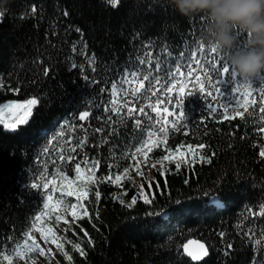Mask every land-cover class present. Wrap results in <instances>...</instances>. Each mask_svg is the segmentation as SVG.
<instances>
[{
  "label": "trees",
  "instance_id": "16d2710c",
  "mask_svg": "<svg viewBox=\"0 0 264 264\" xmlns=\"http://www.w3.org/2000/svg\"><path fill=\"white\" fill-rule=\"evenodd\" d=\"M209 23L205 14L180 15L171 0H119L115 7L106 0H0V105L38 99L26 124L13 131L0 124V258L21 246L33 229L30 226L36 225L35 216L42 212L47 194L44 183L61 182L65 177L75 181L76 163L82 170L99 160L97 183L82 181L83 205L93 218L85 217L79 224L88 237L75 224L72 229L66 226L58 243H63L72 259L56 247L47 264H264V157L259 155L264 150L260 131L264 113H259L264 91L260 77L253 81L249 101L254 114L246 113L243 120L220 122V105L233 100L231 87L216 99L192 88L193 94L186 92L183 97L162 88L157 98L171 102L159 106L161 115L152 116H166L164 107L175 113L177 102L183 101L188 122L173 116L168 117L167 126V147H179L181 154L163 167L158 164L142 170L143 177L133 173L120 182L101 179L128 167L130 160L122 153L131 154L149 124L153 132L160 127L143 116L140 119L146 122L140 128L133 118L106 121L113 115L106 111L111 101L116 100L117 106L123 102L120 81L130 71H149V51L152 69L155 61L161 64L162 78L177 65L184 70L190 55L203 62L211 48L205 35ZM236 35L243 47L246 34L237 31ZM204 83L215 96V88L207 80ZM210 102L216 113L206 107ZM234 104L229 106L230 113L243 110ZM82 111L90 115L79 121ZM173 121L183 127L172 129ZM81 142L82 147L72 153L71 146ZM200 144L206 147L200 149ZM162 147L152 154L162 157ZM45 148L49 151L44 152ZM212 152L211 164L199 161V155ZM62 155L74 159L61 161ZM148 181H152L151 188ZM32 184L40 187L32 188ZM215 197L220 203L211 202ZM133 199L136 203L129 207ZM191 238L209 249V256L200 263L184 253L183 246ZM75 243L85 255L72 247Z\"/></svg>",
  "mask_w": 264,
  "mask_h": 264
},
{
  "label": "snow or ice",
  "instance_id": "6c2138e0",
  "mask_svg": "<svg viewBox=\"0 0 264 264\" xmlns=\"http://www.w3.org/2000/svg\"><path fill=\"white\" fill-rule=\"evenodd\" d=\"M107 3H109L111 6L115 7L118 5L119 0H106ZM33 13L36 11V9L33 7L30 9ZM65 15H68L67 12L64 13ZM77 32L80 31V29H76ZM75 50V49H74ZM201 52L204 51L203 46H201ZM208 56L207 58L201 62L200 59L195 58L194 56H189L187 64L183 66L184 70H182V67L180 65L175 66L174 68L170 69L167 72L166 77H161L159 73L161 72V64L157 60L155 61V69H152V64H153V59H152V53L149 51L147 53V68L149 71L146 74H142L139 71L133 70L127 73L123 79L120 81V88L123 90V95L121 97L122 99V104L117 106L116 100H112V107L106 109V111H109L113 113V115H110L106 117V121L111 122V123H119L121 121L126 120L127 118H133L134 125L137 128H140L142 124H144L146 121H143L140 119L141 116L146 117L147 121H154L155 124H159L160 127L156 129V132H153L149 130L151 128V124H149V129H145V135L140 137L139 139L136 140L135 144L133 145V148L131 150V154L128 155L127 153H122V156H124L125 159L130 160V164L128 167L134 168L137 174L140 177H143L144 173L141 170V163H143L145 166L148 164V153L152 152L154 148H160L161 145L163 147L161 148V151H163L165 154L157 160V163L160 164L161 167H163V161H169L171 154L173 151L175 152H180V148L177 147L174 150L169 149L167 147V134L169 132V128L167 127L169 125V119L168 117H176V121H183L184 123L188 122V117L186 114V111L184 110L183 107V101H179L176 104L177 107V112H172L169 110L168 107L163 108V113H166V116H162L161 119H156L155 117L152 116V113H157V115H161L160 113V105L164 103H170L171 101L164 100L157 98V94L161 93L162 88L165 92L171 93L173 89H176L178 84L181 86L179 87V95L180 97H183L185 95V88L188 87V84L186 83H181V81L177 80V75L181 78L185 77V73L187 72V77L191 78L193 80V83L191 84V88L193 91L205 94L207 97H212L213 99H216L217 97H223L225 96V93L229 91V87H231V91H234L236 93H239L241 95V99L237 100L236 97H233L232 101H229L228 104H221L220 107L223 109L222 112L220 113V116H222V121H228L235 119L239 117L240 119H245V114L247 113L249 116L253 115L254 112L249 111V100L248 97L251 95V88L253 82H244V81H238L236 80V76L234 72L230 73V67L227 63V61L224 60V57L215 49V48H209L207 50ZM91 62V61H90ZM139 63L141 65H145L146 61L144 59H140ZM75 67L76 65H72ZM95 71V68L92 69ZM194 72H198L199 74L193 75ZM211 72V74H210ZM45 75L48 74V71L45 70L44 72ZM213 76L215 77L213 81ZM87 78V77H86ZM162 79L164 80V83L162 84ZM260 83H261V90L264 91V77H260ZM207 80L208 84L210 87L215 88V93L216 95H213V91L209 90L208 88L205 87L204 81ZM136 84V87L126 89L124 88V85H133ZM147 84V87L145 85ZM2 86V85H0ZM223 89V91H222ZM112 91L113 94L117 93V85L113 84L112 85ZM193 91L188 92V95H192ZM156 98V99H154ZM261 100L264 101V96L261 97ZM235 101L238 105L239 108L243 109L242 111L235 110L233 109L230 113V108L229 106L232 104V102ZM38 100L36 98L29 99L26 104L29 106H34L37 105ZM255 101H252V104H254ZM139 104V106H137ZM8 109L12 108L13 105H7L6 106ZM206 107L212 112L216 113L217 108L213 106V104L210 102L206 105ZM150 109V111L146 110ZM259 113H264V106H261L259 108ZM90 115L89 111H82L78 114V119L79 121H84L86 118H88ZM114 117L116 119H114ZM261 120H264V116L260 117ZM176 121H173L171 124V128L179 131L181 127H183V124H181L179 127L176 123ZM26 121H19V123H25ZM6 127L11 130H16L17 128V122H13L10 124H7ZM116 129L114 128L113 131ZM97 132H102L103 129H97ZM260 131L264 133V127L260 128ZM156 133H159L160 135L157 136ZM63 135V131L60 133ZM69 144L71 142L69 141ZM83 142H81L77 146H71L70 151L72 153H75L77 151V147L80 146L82 147ZM183 147V146H182ZM200 149H203L206 147L203 144H200L197 146ZM188 150H192L193 146L192 145H187ZM49 149L45 148L44 152H48ZM140 155L143 157L142 161H136V156ZM215 155V152H212L210 155H199V161L203 163H208L211 164L212 162V156ZM259 155L261 157H264V150L260 151ZM195 155L193 159H195ZM67 159L68 162H71L74 157L69 155L67 158H65L63 155L60 157L61 161H64ZM85 163H87V160H85ZM99 160H93V168L89 169L90 172H92V175L89 177V182L90 183H97V179L95 176V170L99 166ZM53 164H55V161H53ZM128 167L124 168L114 176H107V177H101V179H107L109 182H112L113 180L115 182H120L123 177H128ZM157 167V164H151V168L155 169ZM180 165L177 164L176 168L179 169ZM81 171V164L76 163L75 164V172L79 174ZM67 179V177H65ZM148 186L151 188L152 186V181H148ZM158 186V182H157ZM32 188H37L40 187V185L37 184H32ZM42 187L47 190L49 185L48 183H44ZM144 185H141V189L143 191ZM69 196L74 195L72 191H69L67 193ZM86 196V193H85ZM95 199L99 200L100 199V192L96 191L95 192ZM48 201L52 200V197L49 195L47 197ZM76 200H80V196H76ZM150 201L148 199H145V203H149ZM136 200L133 199L131 202L128 204L130 207L131 205L135 204ZM49 203H45L44 207L47 209L49 208ZM78 207L82 208V211L78 213L76 209ZM69 211L71 214L72 219L68 220L63 218L60 215L55 216V223L58 225L61 221L66 224L69 229H72V225L75 224L76 227H79L81 231L84 233L85 237H88V232L83 228L82 225L79 224V221L85 217H87L90 221L92 220V215L89 214L87 208L83 207L82 205H78L76 202H72L69 204ZM264 214V213H262ZM41 215H36L35 216V221H40L41 220ZM96 216L98 218V212L96 213ZM30 227L35 228V224H32ZM36 231L40 232L45 243H55L56 247L61 251L63 255H65L69 261H71L72 257L68 255L66 251H64V246L63 243L57 242V237L55 234L52 235L51 239L47 236L44 235L43 231L39 228H36ZM48 231L51 232L52 228L49 227ZM27 238L25 239V243H31V252H36L39 254H43L44 250L39 247V245L36 244L34 240H31V232H28L26 234ZM90 240V238H89ZM71 243V242H69ZM256 243H260L259 240L256 241ZM72 247L78 251L82 256L85 255L84 249L81 247L79 243H75L72 245ZM20 248V245L18 244L16 248H13L10 250L11 255H16L18 253V250ZM199 248L202 250L200 255H194L192 252L188 250L187 245L184 246V251L191 256L193 259H200L202 256H206L207 249L205 248V245L200 244ZM2 251V249H0ZM28 251V250H26ZM8 256H4V260H8ZM29 259H33V257H29Z\"/></svg>",
  "mask_w": 264,
  "mask_h": 264
},
{
  "label": "clouds",
  "instance_id": "9594fccd",
  "mask_svg": "<svg viewBox=\"0 0 264 264\" xmlns=\"http://www.w3.org/2000/svg\"><path fill=\"white\" fill-rule=\"evenodd\" d=\"M184 17L208 16L206 39L225 56L235 76L253 82L264 75V0H171ZM237 31L246 34L239 46Z\"/></svg>",
  "mask_w": 264,
  "mask_h": 264
},
{
  "label": "rangeland",
  "instance_id": "374dc122",
  "mask_svg": "<svg viewBox=\"0 0 264 264\" xmlns=\"http://www.w3.org/2000/svg\"><path fill=\"white\" fill-rule=\"evenodd\" d=\"M177 80L181 81V83H186L188 84V87L185 88V93L190 92L191 84L193 83V80L191 78H188L187 75L183 78H178ZM136 84L134 83L133 85L127 86V89L134 88ZM181 85L178 84L176 89H173L172 92H176L179 94V87ZM251 95H252V88H251ZM248 97V100L250 101V97ZM233 97H236L237 100L241 99V95L239 93H236L233 91ZM35 98V97H33ZM30 98V99H33ZM37 99V98H36ZM29 100V99H28ZM28 100L24 101H17V100H10L7 102H4L0 105V124L3 125L5 130L8 131H13L11 129H8L6 127L7 124L17 122V128L20 125L26 124L30 117L32 116L33 110L36 105L34 106H29L26 104ZM38 100V99H37ZM235 102V101H234ZM38 104V103H37ZM7 105H13L12 108L8 109L6 106ZM236 109H240L235 102L234 104ZM19 121H26L25 123H19ZM163 146V145H162ZM157 148H154L155 150ZM182 151L180 152H175L173 151L171 154L170 159H174L178 157L181 154ZM161 157L155 156L152 154V152L148 153V164L145 166L143 163H141V170H144L146 168H151V164L157 163V160L160 159ZM136 161H142L143 157L140 155L136 156ZM166 161H163V163ZM93 168L92 162L88 163L85 169H82L75 181H68V180H61V182L53 181L49 183V187L47 189V194L43 203V210L39 214H43L41 216V220L36 222V227L33 228L31 232V240H34L37 245H39L40 248L44 250V253L41 255L36 252H31V243H25L20 246L18 253L16 255H7L9 258L8 260H4L3 257L6 256L4 255L3 257L0 258V264H47L50 260V257L52 256L56 244L55 243H45L42 235L40 232L36 231V228H39L43 231L44 235H47L50 239L53 234L56 235L57 237V242L60 239L61 235L63 234L66 224H64L62 221L57 225L55 223V216L60 215L65 219L71 220V214L69 211V204L72 202L78 203V205H83V199L85 198V191L82 186V181H86L89 179V177L92 175V172L89 171V169ZM137 174L134 168L128 167V174ZM126 177L122 176L121 181H123ZM69 191H72L74 195L69 196L67 193ZM52 197L51 201L47 200L48 196ZM80 196V200H76V196ZM214 202L220 203L219 199H214ZM45 203H49V208H45L44 205ZM78 213L82 211L81 207H78L76 209ZM51 227L52 231L49 232L48 228ZM27 238V237H26ZM28 250V251H26ZM33 257V259H29V257Z\"/></svg>",
  "mask_w": 264,
  "mask_h": 264
},
{
  "label": "water",
  "instance_id": "95a60500",
  "mask_svg": "<svg viewBox=\"0 0 264 264\" xmlns=\"http://www.w3.org/2000/svg\"><path fill=\"white\" fill-rule=\"evenodd\" d=\"M200 244L205 245V248L207 249V253H208L206 256H202L200 259H193L191 256H189V255L184 251L185 255H186L187 257H189V258H190L193 262H195V263H200V262L204 261V260L209 256V249H208L207 245H206L204 242H202V241H200V240H198V239H195V238H191V239H189V240L184 244V246L187 245L188 250H189L190 252H192L194 255H200V254H201L202 250L199 248V245H200ZM184 246H183V250H184Z\"/></svg>",
  "mask_w": 264,
  "mask_h": 264
}]
</instances>
